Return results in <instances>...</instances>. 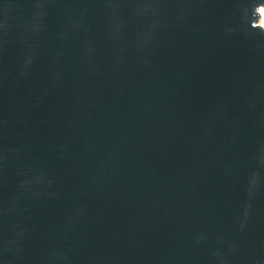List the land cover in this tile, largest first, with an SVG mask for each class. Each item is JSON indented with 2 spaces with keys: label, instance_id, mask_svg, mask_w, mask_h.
<instances>
[{
  "label": "water",
  "instance_id": "1",
  "mask_svg": "<svg viewBox=\"0 0 264 264\" xmlns=\"http://www.w3.org/2000/svg\"><path fill=\"white\" fill-rule=\"evenodd\" d=\"M264 0H0V264H264Z\"/></svg>",
  "mask_w": 264,
  "mask_h": 264
},
{
  "label": "bare ground",
  "instance_id": "2",
  "mask_svg": "<svg viewBox=\"0 0 264 264\" xmlns=\"http://www.w3.org/2000/svg\"><path fill=\"white\" fill-rule=\"evenodd\" d=\"M259 11L261 14L259 21H260V24L264 26V8H261Z\"/></svg>",
  "mask_w": 264,
  "mask_h": 264
},
{
  "label": "rangeland",
  "instance_id": "3",
  "mask_svg": "<svg viewBox=\"0 0 264 264\" xmlns=\"http://www.w3.org/2000/svg\"><path fill=\"white\" fill-rule=\"evenodd\" d=\"M258 22L260 23V21L258 20Z\"/></svg>",
  "mask_w": 264,
  "mask_h": 264
}]
</instances>
